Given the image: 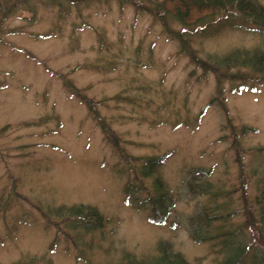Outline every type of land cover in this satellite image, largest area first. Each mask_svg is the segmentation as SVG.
Listing matches in <instances>:
<instances>
[{
  "label": "rangeland",
  "instance_id": "rangeland-1",
  "mask_svg": "<svg viewBox=\"0 0 264 264\" xmlns=\"http://www.w3.org/2000/svg\"><path fill=\"white\" fill-rule=\"evenodd\" d=\"M157 3L0 0V264H118L162 241L190 264H223L232 243L249 264L263 252L264 82L217 66L264 52V35L232 12L185 26ZM166 153L144 179L155 194L161 176L176 201L156 224L125 186Z\"/></svg>",
  "mask_w": 264,
  "mask_h": 264
},
{
  "label": "trees",
  "instance_id": "trees-1",
  "mask_svg": "<svg viewBox=\"0 0 264 264\" xmlns=\"http://www.w3.org/2000/svg\"><path fill=\"white\" fill-rule=\"evenodd\" d=\"M157 1V4L162 9L174 15L177 20L185 26H194L204 23L208 19L216 17L220 13L232 12L239 14V16L244 18L246 21H250L254 29L264 35V6L257 0ZM181 35H183V33ZM186 48L187 47H185V49ZM190 50L188 49V53L191 60L199 67L204 68L206 71L213 70L218 77L219 83H221L224 73L215 69V64L210 63V60H204L197 54H193ZM217 68H227L230 70L235 68L237 70L250 68L255 71L259 75V79L264 82V52L250 51L246 49L235 50L233 53H230L219 60ZM168 156H170V153L145 158L140 164L141 169L136 168L135 170L137 175V178L135 179L136 181L128 182L125 186V194L127 198H132L140 207L144 208L147 205L151 207L150 220L157 224H165L168 221L170 214L174 210L176 201L171 191L166 188L164 180L161 176L154 177L153 188L156 192L155 194L150 193L151 191L144 183V179L155 174L158 167L167 160ZM199 171L203 172L204 169H199L197 172ZM195 185L196 184H192L194 190L196 189ZM198 188L204 191L208 187L205 185H199ZM144 191L145 193L151 195L149 201H142V199H140L141 193ZM256 204L259 206L258 218L260 223L257 226V231L261 236L259 239L260 242L264 244V179L262 190L256 196ZM71 210L73 212L71 214L75 217L80 215V218H86L89 220V226H102L105 223L104 216L94 206H74ZM206 239V237H197L198 241ZM262 251L264 252V250ZM263 252L255 253L252 264H264ZM247 254L248 251H246L245 246H233L232 243L228 246V253L223 261V264H249L247 261ZM118 264H190V262L181 252L175 250L169 242L162 241L159 244L158 253L156 255L148 259H139L134 255H127L125 259Z\"/></svg>",
  "mask_w": 264,
  "mask_h": 264
},
{
  "label": "bare ground",
  "instance_id": "bare-ground-1",
  "mask_svg": "<svg viewBox=\"0 0 264 264\" xmlns=\"http://www.w3.org/2000/svg\"><path fill=\"white\" fill-rule=\"evenodd\" d=\"M128 199H129V198H128ZM152 222H153V221H152ZM166 223H167V222H166ZM166 223H165V224H166ZM156 224H157V223H156ZM199 242H203V241H199Z\"/></svg>",
  "mask_w": 264,
  "mask_h": 264
}]
</instances>
